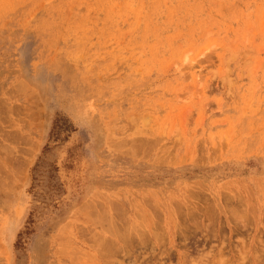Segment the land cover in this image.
Instances as JSON below:
<instances>
[{
	"label": "rangeland",
	"instance_id": "obj_1",
	"mask_svg": "<svg viewBox=\"0 0 264 264\" xmlns=\"http://www.w3.org/2000/svg\"><path fill=\"white\" fill-rule=\"evenodd\" d=\"M0 264H264V0H0Z\"/></svg>",
	"mask_w": 264,
	"mask_h": 264
},
{
	"label": "bare ground",
	"instance_id": "obj_2",
	"mask_svg": "<svg viewBox=\"0 0 264 264\" xmlns=\"http://www.w3.org/2000/svg\"><path fill=\"white\" fill-rule=\"evenodd\" d=\"M184 56H185V54H184ZM183 56V57H184ZM184 59H185V57H184ZM186 60V59H185ZM182 62H185L184 60L182 61ZM188 63V62H187ZM193 66V65H192ZM193 68V67H192ZM21 162V161H20ZM11 181V180H10ZM90 205V204H89ZM56 239V238H55ZM57 240V239H56ZM109 240V239H108ZM98 242V241H97ZM109 244V243H108ZM99 250V249H98Z\"/></svg>",
	"mask_w": 264,
	"mask_h": 264
}]
</instances>
